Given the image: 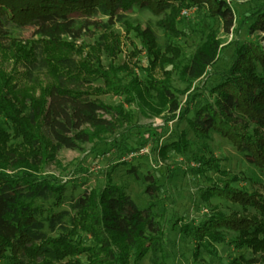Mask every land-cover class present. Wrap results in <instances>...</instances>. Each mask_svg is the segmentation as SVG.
Returning <instances> with one entry per match:
<instances>
[{
  "label": "trees",
  "instance_id": "trees-1",
  "mask_svg": "<svg viewBox=\"0 0 264 264\" xmlns=\"http://www.w3.org/2000/svg\"><path fill=\"white\" fill-rule=\"evenodd\" d=\"M135 7L162 16L159 26L175 36L180 34L178 22L183 9L205 7L211 17L223 22L226 33L231 32L235 23L233 10L225 0H0V120L8 121L13 129V134H8L0 123V152H7V157L0 159V262L142 264L151 255L152 264H164L165 235L152 210L153 204L139 209L111 175L103 189L86 191L69 202L66 186L56 177L41 173L50 148L80 150L82 144L102 142L104 136L118 128L133 125L124 106L106 105L99 101L102 96L124 97L126 103L137 105L147 118L164 114V126L176 119H187L196 100L190 93L193 84L217 65L221 42L212 32L186 64L175 65L180 81L186 85L184 91L175 92L170 72L165 69L163 79H155L149 73L146 84H142L129 65H115L121 41L113 33V26ZM97 15L107 18V22L94 23L92 19ZM247 20L251 32L262 36L263 44H236L231 68L221 73L222 82L211 91L214 102L204 105L187 121L196 136L208 141L211 133L219 134L264 172V2ZM10 24L33 29L38 40L23 43L11 37ZM96 24L102 36L85 52V47H78L76 42ZM124 26L128 33L134 31L141 39L145 57L152 63L150 69L157 63L162 67L174 65L180 57V50L173 45H165L162 50L157 44V33L150 26L133 27L125 20ZM37 44L42 46L49 68V80L38 96L25 94L16 73L2 68V63L11 60L17 66L35 64ZM123 74L132 77L128 84ZM96 83L101 86L94 87ZM179 94H188L184 105ZM139 129L143 131L139 132L144 141L142 148L161 138L159 129ZM11 138L22 141L8 146ZM189 148L187 134L183 132L178 141L159 152L162 157L169 150L185 155ZM22 149L27 151L28 158L18 156ZM204 149L208 155L194 158L200 164L197 175L219 171V160L211 156L207 147ZM98 161L99 158L94 160ZM8 167L11 173L6 171ZM147 181L146 193L154 199L160 187L151 177ZM238 181L228 178L207 189L202 198L225 200L239 206L241 212L214 214L194 228L182 225L180 233L191 238L197 249L206 241L224 243L225 233H233V248L249 249L257 258L248 260L240 256L229 264H263L264 195L236 189L233 185ZM67 203L70 209L58 212ZM66 219L70 228L60 236L52 238L45 231L46 224L51 229ZM82 257L86 260L82 261Z\"/></svg>",
  "mask_w": 264,
  "mask_h": 264
},
{
  "label": "rangeland",
  "instance_id": "rangeland-1",
  "mask_svg": "<svg viewBox=\"0 0 264 264\" xmlns=\"http://www.w3.org/2000/svg\"><path fill=\"white\" fill-rule=\"evenodd\" d=\"M225 1L231 6L235 18L234 27L230 33L224 32L223 22L219 18L211 17L205 7H193L181 11L178 22L180 34L178 36L168 34L159 26L162 16L137 7L129 13H125L123 20L117 22L112 29L121 41V52L115 60V65H129L135 74L134 77L138 78L142 84H146L149 73L155 79H163V70L165 69L170 72L175 92L179 93L186 89V85L180 81L175 65L186 64L195 53L196 48L206 41L210 33L215 32L221 42L220 58L217 65L208 70L205 78L193 84L190 93L196 97V100L186 117L187 119H176L164 126V114L159 117L147 118L137 105L126 103L124 97H116L112 94L102 96L99 101L106 105L124 106V110L133 118V125L123 129L118 128L114 133L104 136L102 142L82 144L80 150L60 149L54 151L50 148L49 158L45 160L46 165L41 169L43 176H54L66 186L69 202L86 191L103 189L107 183L108 175H111L113 182L125 191L131 202L139 209H148L153 204L152 210L158 216L165 235L164 264H229L233 258L240 256H244L248 260L257 258L249 249L241 251L234 249L231 242L235 235L230 232L225 233L226 241L224 243L212 244L206 241L200 249H197V244L191 238L180 233L182 225L194 228L214 214L230 215L232 212L242 211L239 206L222 199L205 200L202 198L207 189L228 178L239 179L233 185L238 190L264 195L263 171L250 164L243 154L239 153L227 139L219 134L211 133L208 141L196 136L187 121L193 119L195 113L204 105L214 102L211 91L222 82L221 73L231 68L236 44H263L262 36L258 32H251V23L247 18L264 0ZM124 20L133 27L138 26L145 29L150 26L157 33V44L163 51L165 45L177 47L180 50V57L176 59L175 64H167L162 67L161 63H157L153 69H150L152 63L150 64L145 57L146 51L141 39L134 31L131 33L126 31ZM92 21L101 24L107 22V18L97 15ZM98 25L86 29L82 38L76 42L78 47H85V52L95 46L102 36ZM9 32L11 37L23 43L38 40L34 30L30 28H19L10 24ZM94 48L100 51L99 46ZM104 63L106 65L105 58ZM2 68L8 73H16L18 85L20 88H24L25 94L38 96L41 93V87L46 86L49 80V68L44 60L40 44L36 45L35 64L17 66L11 60V63L9 61L2 63ZM148 70L149 72H147ZM215 71L217 74L214 73ZM122 78L125 84L132 80V77L127 74H123ZM100 86L101 83H96L94 87ZM187 95L179 94L178 97L182 105H184ZM0 123L8 134H13L12 126L8 121L2 119ZM141 127L159 129L160 140L149 141L142 148L141 145L144 141L139 134V132H143L142 129H139ZM183 132L187 134V140L190 143L188 152L181 155L169 150L165 157H162L159 150L178 141ZM48 136L51 138L49 134ZM21 139L11 138L8 146L20 144ZM117 146L119 147L117 148ZM204 147L209 149L213 158L219 160V171H208L203 175H197L196 169L200 164L194 158L195 156L208 155ZM4 150L1 149L0 152L1 160L7 157L5 156L7 152ZM128 150L134 151L129 153ZM26 153L27 151L22 149L17 154L21 158H26ZM132 154L135 155L130 157ZM96 158H99V164L94 162ZM133 169L136 170V173H132ZM6 171L11 173L12 169L8 167ZM220 173H224L226 176ZM147 177L153 178V181L160 187V192L154 199L146 193L149 186ZM68 203L58 209V212L68 211L70 209ZM46 206L48 207L49 204ZM253 212L250 210V213ZM178 221L180 223L178 227H175ZM47 226L48 224H46L45 231L52 238L60 236L70 228L68 219L56 223L51 229ZM81 260L85 261L86 258L82 257ZM0 264L6 263L0 262ZM142 264H152L151 255H148Z\"/></svg>",
  "mask_w": 264,
  "mask_h": 264
},
{
  "label": "built area",
  "instance_id": "built-area-1",
  "mask_svg": "<svg viewBox=\"0 0 264 264\" xmlns=\"http://www.w3.org/2000/svg\"><path fill=\"white\" fill-rule=\"evenodd\" d=\"M143 150L141 151V154H142ZM135 154H132L130 157H133Z\"/></svg>",
  "mask_w": 264,
  "mask_h": 264
}]
</instances>
